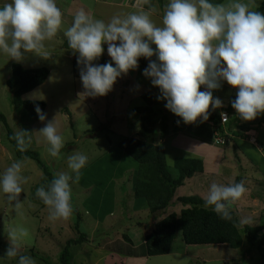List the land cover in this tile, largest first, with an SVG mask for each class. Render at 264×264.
Listing matches in <instances>:
<instances>
[{"label": "rangeland", "instance_id": "1", "mask_svg": "<svg viewBox=\"0 0 264 264\" xmlns=\"http://www.w3.org/2000/svg\"><path fill=\"white\" fill-rule=\"evenodd\" d=\"M131 1L135 2L136 0ZM262 1L242 0V2L250 3L251 9L255 11ZM9 2L11 0H0V7ZM119 2L122 3L121 8L106 6L103 3L96 4V0H56L57 6L62 11L63 23L57 34L51 40L44 42L45 51L49 54L48 58L21 49L23 59L16 61L0 52V115L7 119L6 122L0 120V174H3L14 161L23 160L21 175L29 178L28 182L22 185L24 191L20 195V200L23 206L19 212L15 209L14 202H9L7 194L0 189V264H19V255L32 257L36 264H46L42 259L28 254V251L32 249L30 247L34 245H36L34 248L41 254L49 257L52 264H62L59 260L62 249L70 239H77L81 235V232L75 228L77 220L75 213L67 220L62 218L52 220L49 218L48 206L36 203L32 199L37 188L42 186L44 172L36 160L18 158L11 151V146L14 147V145L10 141L8 130L14 135L19 128L32 133L31 144L27 150L36 151L53 176L58 172L72 174L68 168L67 157L73 152L78 151L88 157L87 166L82 169L79 183H73L81 189L82 192L79 195L84 194L79 201L80 204L84 198L85 202L77 207L73 201L72 205L74 209H81L83 215L88 218L90 222L89 236L83 245L74 246L73 264H119L117 262L120 260L117 257L119 254L121 257L131 254L130 260L122 261L124 264H198V262L200 264H224L239 260L241 257L251 262L255 261L260 257L256 247L244 245L242 248L233 249L225 244L189 245L183 241L180 234L176 237L172 252L169 254L142 255L146 250V246H144L146 231L154 223L156 214H151L150 207L145 201H140L141 199L137 201L133 198V177L135 175L133 169L136 167L131 166L136 162L128 155L129 160L124 161L120 155L121 148L118 147L119 142L126 136L141 137V115L137 114L134 109L148 105L144 95L149 93L154 95L158 104L154 105L157 115L155 114L156 116L153 118L155 119L153 127L156 132V142L163 144L167 163L172 168L174 162L169 163L170 159L175 160L176 157L189 156L190 152L193 155L196 154V157H200L197 156L202 152L200 145L193 140L199 142L198 133L200 132L212 133L214 124L211 126L208 121H202V118H198L195 123H185L182 117L167 109L165 107L167 100L158 99L161 96V91L158 87L153 86L150 78L143 75L146 68L140 63H138L137 69L130 70L127 74L118 77L107 95H86L81 77H76L73 70V57L79 53L65 45L67 38L64 36V30L72 25L75 13L84 9L94 19H100L107 23L113 16L123 18L132 12L148 11L154 8L155 11L151 12V19L158 26H162L164 5L170 0H160L159 2L147 0L143 10H141L143 7L127 6L124 3L127 0ZM210 2L214 4L227 3L228 0H210ZM111 4L116 3L112 2ZM102 47L104 48L103 54L93 62L99 65L112 63L115 67V62L108 54L107 43ZM102 57L106 60H102ZM15 63L25 68L44 67L50 71L43 84L22 97L24 100H39L46 103V120L43 122L32 119L24 107L16 109L11 103L12 90L7 81L12 76V66ZM200 91H212L213 98H219L222 101L224 109L222 107L214 108L211 105L209 109L218 114L228 113L230 119L225 125L228 133L232 131L231 129L242 132L240 126L236 128L240 116L232 107V102L237 98V88L229 85L227 81H221L219 89L209 90L206 85H202ZM263 115L264 113L259 114L256 119L247 124L256 125L254 129L260 131L259 142H256V139L252 137L249 142L256 143L262 154L254 149L255 152L251 150V153L248 152L251 158H248L247 155L239 156L241 159L247 157V162H242L244 169L246 166H251L249 164H253L254 168L259 171L254 173L248 169L249 172H246L244 176L242 175L244 171L239 169L230 181L225 178L230 174L232 176L235 174L229 168V163H232L231 160L235 154L229 155V151L225 154L226 151L221 149L223 145L216 143L215 134L212 133V142L202 141L213 147H221L220 151L217 148L214 152L216 155L214 163L216 164L212 165V169L218 170L213 171L212 174L208 173L206 177H203L205 174L202 173L195 174L180 186L178 195L203 198L207 195L213 182L228 185L244 181L247 192L233 209L238 212L241 218L249 217L251 219L249 225L264 224ZM55 118L58 134L64 141V146L60 150V158L52 157L49 154L50 145L43 136L36 133ZM163 126L166 127L165 134ZM184 131L189 135L187 138L190 140L184 138L186 134L181 133ZM227 145L229 146V144ZM191 149L192 151H190ZM247 150L249 149L245 146V151ZM207 159L210 160L209 157ZM233 163L236 164V162ZM208 164L210 162L205 159V166ZM127 167L131 168L125 170ZM210 171L211 169L208 172ZM72 175L74 176V174ZM239 176H241L240 181L237 179ZM219 179L223 182H220ZM176 206H172L171 210ZM178 208L180 209V205ZM128 211L134 214H129ZM139 221H144L145 228L136 226ZM5 224L8 230L16 228L24 229L27 232L26 236L19 237V253L13 258L6 257L10 240L7 230H5ZM82 229L87 228L82 227ZM125 232L131 242L124 239Z\"/></svg>", "mask_w": 264, "mask_h": 264}, {"label": "clouds", "instance_id": "2", "mask_svg": "<svg viewBox=\"0 0 264 264\" xmlns=\"http://www.w3.org/2000/svg\"><path fill=\"white\" fill-rule=\"evenodd\" d=\"M152 11L155 9L132 12L123 18L113 16L107 23L94 19L84 9L75 13L64 36L68 46L79 53L86 95H107L117 78L137 69L143 57L149 60L143 75L160 89L158 99L167 100L165 107L185 123H195L198 118L207 121L210 105L222 107V101L214 99L212 91H200L202 85L209 90L219 89L221 81L238 89L232 107L241 119L252 121L264 113V13L252 10L250 3L242 0L217 4L210 0H170L164 5L162 26H158L151 19ZM62 23V11L56 0L4 3L0 7V52L16 61L23 59L21 49L48 58L44 42L57 34ZM105 43L115 67L112 63L93 64L103 54ZM151 44L156 45V50ZM153 56L157 60H152ZM35 110L39 119L45 121L46 115L39 106ZM36 133L50 145L49 154L60 158L64 141L58 134L56 118ZM31 134L19 128L11 137L20 152H25L31 144ZM87 163V155L73 152L68 155L67 164L74 176L58 172L47 188H37L35 195L48 206L50 219L67 220L72 216L70 182L79 183ZM22 167L23 160H17L0 174V189L7 194L9 202H14L17 212L23 206L22 185L29 179L21 175ZM246 192L244 181L228 185L213 182L203 197L204 206L211 207L222 220L231 221L232 209ZM239 223L247 225L251 219L243 217ZM5 230L10 240L6 257H16L19 237L27 232L8 230L6 224ZM19 264L36 262L30 256L19 255Z\"/></svg>", "mask_w": 264, "mask_h": 264}, {"label": "trees", "instance_id": "3", "mask_svg": "<svg viewBox=\"0 0 264 264\" xmlns=\"http://www.w3.org/2000/svg\"><path fill=\"white\" fill-rule=\"evenodd\" d=\"M257 11L264 13V0L260 3ZM65 45L68 46L67 40L65 41ZM151 47L156 50L155 44L151 45ZM78 58L79 54L73 57V70L76 77H81V65L78 64ZM151 59L157 60V57L153 56ZM102 60L106 59L102 57ZM138 62L143 67H148L149 60L147 58L141 57ZM93 64L97 65L94 62ZM12 69V76L7 81L9 88L12 90V105L16 109L24 107L32 119L40 121L39 115L35 109L36 106H39L45 114L46 103L39 100H24L22 97L24 94L44 83L50 74L49 69L44 67L25 68L18 63L13 64ZM144 96L148 105L134 109L137 114L141 115V137L126 136L118 144L121 151H124L123 157L121 158L126 161L128 155L136 162L134 179L132 178L134 183L133 198L137 201L138 199H141L140 201H145L150 207L151 214H156L154 223L151 228L146 231L144 243L146 250L142 255L157 256L169 254L172 252L176 237L180 234L183 241L189 245L225 244L233 249H239L244 245H250L258 249L260 257L253 262L241 257L239 260L229 261L224 264H264V224H259L257 226L249 224L240 225L239 221L241 217L234 209H232L233 219L231 221L222 220L211 207L206 208L204 206L203 198L199 196L178 195L180 186H182L186 180L192 178L198 172H204L205 161L203 157L189 155L186 157H176L173 168L167 163L166 150L163 144H158L156 142V132L153 127L155 122L153 118L157 115L154 105L158 104L153 94L149 93ZM262 117L264 120V115ZM0 120L6 122L7 119L5 116L0 115ZM207 121L220 126V114L209 109V118ZM7 128L10 129L8 126ZM163 129V133L165 134L166 127L163 126ZM8 132L10 141L14 145V147L11 146L13 154L21 159L31 158L36 160L44 172L42 186L47 188L54 177L53 174L48 170V167L36 151L28 149L25 152H20L17 148L16 141L11 139L13 132L10 130H8ZM225 137L227 142L233 140L230 133L229 135H225ZM130 168L131 167H127L125 170ZM237 179L240 181L241 176ZM70 185L72 190V203L75 201L77 207H79L85 202V198L84 201L82 200L81 204L79 202L84 194L79 195L82 192L81 189L71 182ZM32 199L36 203H43L35 194L32 196ZM43 205L45 206L44 203ZM179 205L180 209L178 208ZM172 206L176 207L171 210ZM78 210L73 207V213H75L77 217L75 228L81 232V235L77 239H70L62 249L59 256V260L62 264H73L74 246L83 245V242L87 240L89 236L88 228H90V222L88 218L83 215L81 209L78 208ZM128 213L134 214L129 211ZM136 226L145 228V223L144 221H139L136 223ZM82 227H86L87 229L81 230ZM104 230L106 231L107 228ZM123 237L125 240H128V242H131L126 232L123 234ZM35 246L36 245L30 247L32 249L28 251V254L42 259L46 264H52L49 257L41 254L34 248ZM198 264L200 263L198 262Z\"/></svg>", "mask_w": 264, "mask_h": 264}, {"label": "crops", "instance_id": "4", "mask_svg": "<svg viewBox=\"0 0 264 264\" xmlns=\"http://www.w3.org/2000/svg\"><path fill=\"white\" fill-rule=\"evenodd\" d=\"M93 1H95V0H93ZM108 0H96V4H100V3H103V5H106V6H114V7H117V8H121V6H122V3L121 2H119L120 0H109V2H107ZM158 2L160 1V0H157ZM112 2H115L116 4H111ZM147 2V0H136L135 2H133V1H131V0H127V2H124L127 6H130V7H133V6H135V7H139V8H142L141 10H143L145 7H146V5H145V3ZM119 43V42H118ZM139 63V62H138ZM224 103H226V101H224ZM223 103V104H224ZM225 108V106L223 105L222 106V109H224ZM238 122H239V124H238ZM250 122H252V121H245V120H243V119H241L240 118V120H238L237 121V124L238 125H236V128H238V126H240V128L242 129V132H237L236 131V129H231L232 131L230 132V134H231V136L233 137V140H229L228 142H227V144H229V146L226 144V145H224L223 146V148H221V147H216V146H210L208 143H205V142H203V141H205L206 140V142H209V141H211L212 142V133H213V131H212V133H209V132H207V133H205V132H200V133H198V135H199V137L198 138H200V140H199V142L198 141H195V140H193V142H195V143H198L199 145H200V148H201V150H202V152H201V154H199V155H197V156H200V157H203V159H204V161H205V159H206V161H209L210 162V164H208V165H206L205 166V164H204V172H201L204 176L203 177H206L207 176V174L208 173H210V174H212V172L213 171H215V170H218V169H212V165H215L216 163H214V157L216 156V155H214V152H216V149L218 148L219 149V151H220V148L223 150H225L226 151V153L225 154H227V152L229 151V155H232V154H235L234 155V157H232V163H229V168L231 169V171L232 172H234L235 174L232 176L231 174L230 175H228V177H225V178H227V179H229V181L236 175V172H237V170H239V169H241V171H244V173L242 174V175H244L245 176V173L246 172H249V170H251V172H257V171H259V169H257V168H254V165L253 164H249V165H251V166H249V167H247L246 166V168L244 169V167H243V165H242V162L243 161H245V162H247V157L246 158H240L239 156L240 155H247L248 156V158H251V156H249V154H248V152L249 153H251L250 152V150L252 151V152H255V150L256 151H258L260 154H262L261 153V150L258 148V146H256V143L255 144H252V143H250L249 142V139L252 137V138H255L256 139V142H259V132L260 131H256V129H254L255 127H256V125L254 126V125H247V124H249ZM208 123H210V125L212 126V124L213 123H211V122H209L208 121ZM242 124H246V125H242ZM258 127V126H257ZM202 129V128H201ZM244 130V131H243ZM186 131H184V132H181V133H185ZM186 135L184 136V138L185 139H189V138H187V136H189L187 133H185ZM192 135V134H191ZM190 140V139H189ZM203 140V141H202ZM212 145H214V144H212ZM246 146V148H248L249 150H247V151H245V146ZM216 147V148H215ZM228 147H229V149H228ZM253 147V148H252ZM255 149V150H254ZM190 151H192V149L190 150ZM124 151H122V153H120V155H121V157H123V153ZM183 153H187V152H183ZM188 154H191V155H193L192 154V152H190V153H188ZM223 155V154H222ZM221 155V156H222ZM194 156H196V154H194ZM209 157L210 158V160L209 159H207V157ZM253 159V158H252ZM220 160H222V159H220ZM236 160H238V161H236ZM233 162H236V164H234ZM238 162V163H237ZM252 162V161H251ZM133 166H131V167H136V164H132ZM219 165V164H218ZM217 168H218V166H217ZM209 169H211V171L210 172H208L209 171ZM249 169V170H248ZM133 171H135V169H133ZM200 172H198V173H196V174H199ZM232 177V178H231ZM113 179V178H112ZM112 179H110V180H112ZM226 180V179H225ZM219 181L220 182H223V180H221V179H219ZM107 182H110V181H107ZM114 187H115V185H114ZM114 189V188H113ZM101 192H102V189H101ZM112 196H113V193H112ZM114 198V197H113ZM202 198V197H201ZM131 254H129V256H130ZM129 256H124V255H122V257H121V254H119V255H117V257L120 259L119 261H117L119 264H124V262H122V261H125V262H127V260H130V258H129Z\"/></svg>", "mask_w": 264, "mask_h": 264}, {"label": "built area", "instance_id": "5", "mask_svg": "<svg viewBox=\"0 0 264 264\" xmlns=\"http://www.w3.org/2000/svg\"><path fill=\"white\" fill-rule=\"evenodd\" d=\"M220 117H221L220 126L214 124L213 125L214 126L213 133L215 134L214 135L215 140H217L216 143L218 142V143H221L222 145H225L227 143V139H226L225 135H229L225 125L229 121L230 117H229L227 112H222L220 114ZM221 127H222V129H221Z\"/></svg>", "mask_w": 264, "mask_h": 264}]
</instances>
